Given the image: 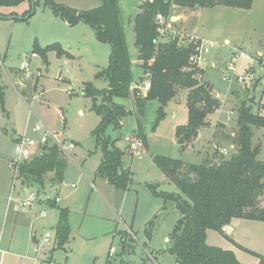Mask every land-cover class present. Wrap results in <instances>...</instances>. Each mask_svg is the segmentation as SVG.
<instances>
[{
  "label": "rangeland",
  "instance_id": "rangeland-1",
  "mask_svg": "<svg viewBox=\"0 0 264 264\" xmlns=\"http://www.w3.org/2000/svg\"><path fill=\"white\" fill-rule=\"evenodd\" d=\"M59 1L79 3L84 9L92 7L88 2L81 4V0ZM144 1L119 0L136 82L141 77H147V74L143 76L136 63L134 33L135 17ZM30 8L28 1L15 8H0V80H3L0 92L4 93L11 120L3 118V111H0V117L3 118L4 127L9 130L12 127L11 122H15L18 128H25L40 120L61 139L78 143L71 153L72 160L69 159L65 173L66 183H75L77 187L64 191L65 186H62L59 191L60 194L63 192L60 206L71 209L73 233L65 249L54 252V258L62 264L66 261L70 264H93L95 258L103 260L110 248L114 247L117 253L110 254H115L114 257L119 262L123 260L130 264H175V257L167 253L166 249L171 245V234L181 218V213L174 201H166L155 195L150 186H154L158 193H174L183 198L185 196L155 165L153 158L161 155L194 165H201L206 161L219 163L230 159L238 150L234 139L242 127L240 108L251 107L252 114L264 116V0H254L249 10L225 6L195 10L173 9L172 17H179V20L168 22L166 40L179 37L189 42L194 37L215 44L202 62L205 69L203 81L213 87V92L220 94V99H217L220 107L209 116L208 126L201 128L197 136L187 142L185 137V144L180 146L177 128L186 125L189 120L188 90H181L168 103L165 108L166 116L156 129L153 126L159 103H149L145 115L140 116L147 137V143L143 141L146 153L141 157L131 154L133 160L130 156H124L125 166L131 167L133 173L132 182L127 191L111 187V194L105 191L106 187L99 179L95 180L103 153L91 133L100 123V117L91 110L92 99L85 97L83 91L86 83H92L99 90L108 88L107 81L97 78V74L108 67L111 47L98 41L95 30L90 26L83 23L69 26L44 6L43 1L33 9V15L28 21L2 19L5 17L2 13L11 11L22 17ZM37 42L43 47L61 43L62 48L75 58L59 57L56 52H49V71L46 75L45 66L35 70L38 60L33 59L32 70L37 73L38 82L45 75L42 82L44 93L38 88V91L28 96L26 103L14 89L20 93L28 88L30 82L33 84L34 79L20 87V82L15 77L9 85L3 76L9 75L12 78L9 68L18 67L26 57L30 58ZM236 54L239 55L236 76L232 80H226L224 77L229 74L227 65L235 59ZM66 70L69 73H65ZM61 72L62 81L58 79ZM239 76H243L245 81L239 82ZM72 77L73 81L70 80ZM145 81L149 80L146 79L140 84ZM134 102V96L121 101L134 113L123 119L122 129L115 130L113 125H109L104 132L111 140L120 138L117 146L128 155L130 153L124 139L138 128L136 115L139 117V113L135 111ZM250 129L256 130L252 137L253 146H259L256 158L264 162V129ZM66 132L70 138L66 137ZM6 144L5 150L10 153L15 143L9 137ZM223 149L228 154H223ZM19 186L35 191L38 198L46 192L54 195L53 190L59 189V186L52 187L48 184L46 190L40 192L37 186L21 185L18 182L17 189ZM261 206H264V197L261 199ZM151 221L155 224L152 239L149 240L146 231H149ZM231 226L234 229L231 237L212 230L207 237L208 245L229 246L235 249L236 257L241 263L257 264L258 256H264V222L234 219ZM115 228L117 230L113 235L110 232ZM129 244L133 248L128 255ZM42 247L51 250L53 241L43 243Z\"/></svg>",
  "mask_w": 264,
  "mask_h": 264
},
{
  "label": "trees",
  "instance_id": "trees-1",
  "mask_svg": "<svg viewBox=\"0 0 264 264\" xmlns=\"http://www.w3.org/2000/svg\"><path fill=\"white\" fill-rule=\"evenodd\" d=\"M25 0H0V6L14 7ZM31 10L21 21H28L33 9L43 1L56 16L69 26L80 23L95 30L98 41L109 44L111 54L109 65L97 74L104 79L108 88L99 90L92 83L84 85V95L92 99L91 110L100 117V123L91 133L96 144L102 149L103 158L96 176L105 179L117 190L127 191L132 182V171L124 164L126 153L117 143L120 138L111 140L104 134L109 125L121 130L123 119L133 115V111L116 100H127L135 97L137 134L147 143L145 130L140 116L145 115L147 106L153 101L159 103L157 117L153 129L165 118V108L174 100L181 90H188L189 120L184 126L177 128V137H186V142L196 137L199 130L209 125V116L220 107V101L213 96V87L203 81L205 71L190 64L194 53V43L171 37L169 40L161 35V25L157 16L162 15L166 23L172 18L174 8L199 9L217 6L232 7L242 10L252 8L254 0H145L140 12L135 17L134 33L137 60L142 72L138 84L149 80L151 88L146 96H139V90L132 89L134 84L133 62L130 57L125 28L121 19L119 0H101L98 8L79 11L57 0H28ZM34 53L42 57L48 65V53L56 52L59 57H71L62 46L52 44L41 48L37 43ZM0 67V73H1ZM36 84L35 87L37 85ZM4 93L0 92V111H5ZM102 100V102H101ZM252 109L240 108L242 126L264 129V116L252 114ZM251 129L240 128L235 145L236 154L219 163L206 161L201 165L186 164L181 160L157 155L153 161L185 196L174 193H158L150 186L154 194L166 201H174L181 213L171 234V245L166 252L174 256L177 264H243L231 250L210 246L207 243L208 231L225 234L223 228L230 226L234 219L264 222V162L258 161L259 146L254 147ZM69 158L57 146L47 147L44 154L20 166L19 180L22 185H33L39 191H45L48 184L59 186L65 182V173ZM51 207L56 208L54 199H47ZM60 219L56 227L57 248H64L71 235L69 209L59 208ZM154 221L149 223L146 231L148 239H152ZM259 263L264 264V256H258ZM121 264H126L121 262Z\"/></svg>",
  "mask_w": 264,
  "mask_h": 264
},
{
  "label": "crops",
  "instance_id": "crops-1",
  "mask_svg": "<svg viewBox=\"0 0 264 264\" xmlns=\"http://www.w3.org/2000/svg\"><path fill=\"white\" fill-rule=\"evenodd\" d=\"M25 1H28V0H25ZM87 2L89 4H92L91 5L92 7H89V9H84V7H81L82 5H80L79 3H72L71 4V3H65L63 1H59L58 3L67 5L71 8H75L79 11H86V10L95 9L101 5V0H81V4H84ZM28 3H29V8H30L31 4L29 1H28ZM18 6H14V7L0 6V8H15ZM28 12H29V9L22 15V17H19L18 15H16L15 12H11V11L9 13H6V14L2 13L3 15H5V17L2 19L6 20V21L7 20L21 21V19L24 16H26V14ZM172 18H174V17H172ZM37 44L41 48H45V47L49 46V45H47V46L43 47L38 42H37ZM60 45H61V43H60ZM63 49L66 52H68V54L71 56L70 58H73V59L75 58V56H73L64 47H63ZM68 49H70V47ZM31 55H32V53H31ZM26 58L29 59L31 64H32V60L34 58H31V57L30 58L26 57ZM37 60L38 61H37L36 66H35L36 67L35 70L43 68V66H45L46 67L45 75H46V73L49 71V64L45 65V63H44V61L40 55H39V58H37ZM136 63L139 65L138 60ZM213 65L214 64H212V66ZM19 68H20V66L9 68V70L11 71L10 75L12 76V78L9 75L3 76V77H5L6 81L9 83V85H10V81L14 77L19 82V78H20ZM204 71H205V69H204ZM45 75H44V77H45ZM145 75H146V73L143 72V76H145ZM44 77H42V79L39 82L37 81L36 87H35L36 82H33V84H32V82H30L28 84V88H25L20 93L18 91H16V89H14L13 87L12 88L15 90V92L18 94V96L23 99V101L28 103V101H27L28 96H30V95L34 94L36 91H38V88L41 91H43V93H44V90L42 88V82H43ZM70 80L73 81L74 78L72 77V78H70ZM2 83H3V80L1 79L0 84H2ZM137 83L138 82L134 81V84H137ZM121 101L122 100H116L117 103L124 105L123 103H121ZM123 101H125V100H123ZM3 116H4L3 118L6 117L7 119H10V117H11L10 111L6 108V105H5V111H3ZM3 118L0 117V264H62V263H58L56 261V259L54 258V255H53L57 249L60 250V248H57L56 227H57V225L59 223V219H60L59 208H64V207L60 206V202L62 201L61 195L63 192L60 194L59 191H60V187H62V186H65L64 187V191H65L66 189H73L72 185H76V184L75 183H71V184L66 183V180H65V182L62 185H59L58 190H56V191L53 190L54 195L46 192V194H44L41 198H38V201L36 203H34L32 208H30L28 210H23L22 209V203L26 200L28 193L32 190L28 189L27 187H20V186L17 189V183L15 184L13 174H12L11 170L9 169V162H10L12 155H13L14 145H13V148L10 151V153H8L5 149H6V145H7L6 144L7 139L10 137L12 142L15 143L17 138L25 131L26 127L25 128H22V127L18 128L16 126L15 122H11L12 127H10V130H9L6 126L4 127V125L2 124ZM122 125H123V123H122ZM135 132L136 131H134L133 133H135ZM65 134H66V137L70 138V135L67 132ZM75 144H76V146H78V143H75ZM125 146L127 148L126 144H125ZM147 149H148V146H147ZM126 156L131 157L132 155L130 153L129 155L126 154ZM133 159H134V157L132 158V160ZM97 179H99L98 181L103 183V185L106 187L105 191H107L108 193L111 194V192L113 191V189L111 187H113V186L109 185L108 182L103 180L102 178L96 176L95 180H97ZM19 184H21V183H19ZM93 185L94 184H92V187H93ZM76 187H77V185H76ZM32 192H35V191H32ZM56 198H60V202H59V204H57L56 208L51 207L50 204H48L46 202L47 199H53L54 200ZM42 211L47 212L46 218L40 217V213ZM71 213H72L71 209H69V223L71 226V235H72V233H73L72 227L73 226L71 223L72 222ZM118 219L120 222H122V219L120 217H118ZM231 224H232V222H231ZM125 225L126 224H124V226ZM230 227H231V232L229 234H227L225 232V234L228 237H231L233 232H234L233 227L231 225H230ZM126 228L131 229L127 226H126ZM116 230L117 229L115 228L110 233H112L114 235ZM211 231H208L207 237ZM47 233L51 234V238L49 239V242L53 241V248L51 250H45V247H42L43 243H47V242H45V236ZM114 238H116V237H114ZM69 240H70V238H69ZM149 240H151V239H149ZM207 243H208V240H207ZM145 244L148 245V243H145ZM217 247H220L224 250H231L237 256V252L235 251L234 248H230L229 246H224V245H220ZM111 248H113V247H111ZM111 248H110V250H111ZM132 248L133 247L129 244L128 249H127L128 255L131 254ZM62 249H65V247ZM116 253H117V251L115 252V254ZM114 255L111 256L110 251H109V253L106 255V257L103 260L95 258V260L93 261V264H121V262H124L126 264H130V263H127L123 260H121L119 262L114 257ZM114 259H115V261H114ZM258 263H259V261H258ZM64 264H70V263H67V261H66V263H64ZM175 264H177L176 260H175Z\"/></svg>",
  "mask_w": 264,
  "mask_h": 264
},
{
  "label": "built area",
  "instance_id": "built-area-1",
  "mask_svg": "<svg viewBox=\"0 0 264 264\" xmlns=\"http://www.w3.org/2000/svg\"><path fill=\"white\" fill-rule=\"evenodd\" d=\"M150 2H153V0H150ZM158 23L162 26L160 29L161 35L165 36V33L168 32L169 24L166 23L165 18L162 15L157 16ZM171 22V19L169 20ZM185 41V39H182ZM189 42L194 43V53L191 57L190 64L199 68H202V62L204 61V58L206 55H208L211 50L214 48L215 44L212 41L203 39V38H191ZM39 56L38 54L33 53L31 55V58L37 59ZM239 55L236 54L235 59H233L228 65H227V72H229L228 75H226L224 78L226 80H232V78H235L236 69H237V61H238ZM212 67H215L214 65ZM65 73H69L68 70L65 71ZM19 84L20 87H24L26 82H29L34 79V82L38 79L37 73H35L32 70V64L29 59L26 58L25 61H23L19 68ZM40 73H38L39 75ZM58 79L62 81L63 79V73L61 72L59 74ZM237 80L239 82H244L245 78L243 76L237 77ZM151 88L150 81H145L144 83L137 85L133 84L132 89L139 90V96H146L147 92ZM215 93V98L220 99V94L218 92ZM124 142L127 145V148L133 156L141 157L143 154H145V145L141 137H139L137 134L133 133L130 136H126L124 139ZM57 146L58 149L63 152L70 160L71 159V153L75 150L76 145L74 142H69L68 139L63 138L61 139L55 132H53L51 129H49L42 121L37 120L36 122L31 123L29 126L26 127L25 131L17 138L14 149H13V159L9 162V169L11 170L14 178L15 183H21L19 180V169L20 166L26 162H30L36 157H40L44 154L47 147H53ZM223 154H228V151L226 149H223L221 151ZM72 188H76V185H72ZM37 194L35 192L30 191L26 197V200L22 203V209L28 210L32 208L35 202H37ZM56 202H60V198L55 199ZM41 218L47 217V212L42 211L40 213ZM51 238V234L47 233L45 236V242H49V239ZM115 248H111L110 253H115Z\"/></svg>",
  "mask_w": 264,
  "mask_h": 264
},
{
  "label": "water",
  "instance_id": "water-1",
  "mask_svg": "<svg viewBox=\"0 0 264 264\" xmlns=\"http://www.w3.org/2000/svg\"><path fill=\"white\" fill-rule=\"evenodd\" d=\"M177 20H179L178 17L171 18V22H175ZM251 102H253V100H251ZM241 129L244 130V131H247L248 129H250V127H249V125L245 124L244 126L241 127ZM252 131H253V134L256 133V130H252ZM178 144L180 146H182V145L185 144V136H181L179 138ZM223 230H224V232H226L227 234H229L231 232V227L230 226H226V227L223 228Z\"/></svg>",
  "mask_w": 264,
  "mask_h": 264
}]
</instances>
